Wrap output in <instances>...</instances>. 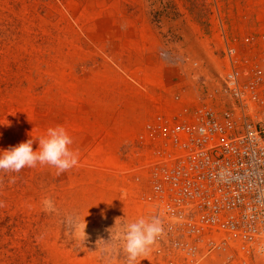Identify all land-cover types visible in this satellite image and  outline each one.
Returning a JSON list of instances; mask_svg holds the SVG:
<instances>
[{
	"label": "rangeland",
	"instance_id": "obj_1",
	"mask_svg": "<svg viewBox=\"0 0 264 264\" xmlns=\"http://www.w3.org/2000/svg\"><path fill=\"white\" fill-rule=\"evenodd\" d=\"M221 22L229 34L264 31V0H0V151L29 139L37 151L63 126L79 158L62 175L0 173V264H126L119 226L158 217L145 201L147 122L131 115L158 86L162 101L216 87ZM159 249L138 264H176Z\"/></svg>",
	"mask_w": 264,
	"mask_h": 264
},
{
	"label": "built area",
	"instance_id": "obj_2",
	"mask_svg": "<svg viewBox=\"0 0 264 264\" xmlns=\"http://www.w3.org/2000/svg\"><path fill=\"white\" fill-rule=\"evenodd\" d=\"M220 38L216 87L173 93L139 137L145 201L163 226L158 251L176 264L264 259V31L229 34L221 22Z\"/></svg>",
	"mask_w": 264,
	"mask_h": 264
},
{
	"label": "clouds",
	"instance_id": "obj_3",
	"mask_svg": "<svg viewBox=\"0 0 264 264\" xmlns=\"http://www.w3.org/2000/svg\"><path fill=\"white\" fill-rule=\"evenodd\" d=\"M33 143V139H29L15 147L0 151V173H19L24 168H35L39 165L53 167L57 170V175H62L79 164L78 154L71 148L74 143L73 138L63 126L49 127L46 134L38 139L37 151L33 150ZM45 204L51 210V203L46 201ZM2 206H4L3 202H0V207ZM86 227L82 229L85 240L87 239ZM117 227L116 223L113 229ZM80 231L81 226L77 224L78 238ZM162 233V222L155 216L150 219L139 218L119 226L116 238L122 242L123 251L127 257L126 264H138L141 257L151 252ZM104 251H109L108 246Z\"/></svg>",
	"mask_w": 264,
	"mask_h": 264
},
{
	"label": "crops",
	"instance_id": "obj_4",
	"mask_svg": "<svg viewBox=\"0 0 264 264\" xmlns=\"http://www.w3.org/2000/svg\"><path fill=\"white\" fill-rule=\"evenodd\" d=\"M159 82L160 78L157 79V82H155V84H157L158 86ZM151 97L152 99H155L154 103L152 101L142 100L140 108L136 109L131 115V117H133L132 125L136 126L137 128H143L144 122L146 123L148 121V117L150 118L152 116L149 115L152 109H154V111L158 110L165 102V100L162 101L161 99L162 93L159 91V86L156 90L152 91Z\"/></svg>",
	"mask_w": 264,
	"mask_h": 264
}]
</instances>
